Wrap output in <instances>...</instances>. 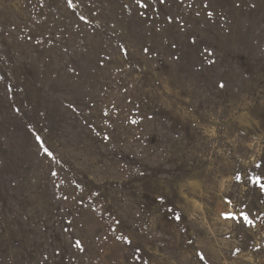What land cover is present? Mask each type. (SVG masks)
<instances>
[{
    "label": "rangeland",
    "instance_id": "374dc122",
    "mask_svg": "<svg viewBox=\"0 0 264 264\" xmlns=\"http://www.w3.org/2000/svg\"><path fill=\"white\" fill-rule=\"evenodd\" d=\"M260 184L264 0H0V264H264Z\"/></svg>",
    "mask_w": 264,
    "mask_h": 264
},
{
    "label": "snow or ice",
    "instance_id": "6c2138e0",
    "mask_svg": "<svg viewBox=\"0 0 264 264\" xmlns=\"http://www.w3.org/2000/svg\"><path fill=\"white\" fill-rule=\"evenodd\" d=\"M161 2H163V0H161ZM69 4L71 5V0H69ZM145 7H147V5H144ZM83 19V18H82ZM221 87H223V85L221 84ZM40 138L37 137V140H39ZM45 151L47 152V149H45ZM49 155H51V153L49 152L48 153ZM53 175H55V173H53ZM240 176H237L236 177V180H240ZM256 183L259 182V178H257L256 181H254ZM260 188L261 189H264V184H260ZM222 216L225 218V219H233V220H238L239 218L237 216H235L234 214L232 213H222ZM240 216L243 218V220L245 221V223L247 225H250V226H254V222L252 220L249 219L248 215L246 213H241ZM177 219H179V217H177ZM79 243V242H78ZM130 243V241H129ZM201 259H203V256H201Z\"/></svg>",
    "mask_w": 264,
    "mask_h": 264
}]
</instances>
